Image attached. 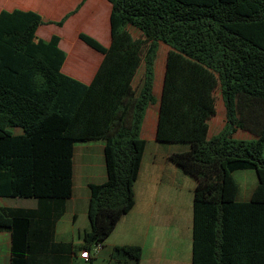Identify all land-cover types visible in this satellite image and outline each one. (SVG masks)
Returning <instances> with one entry per match:
<instances>
[{"label":"trees","instance_id":"16d2710c","mask_svg":"<svg viewBox=\"0 0 264 264\" xmlns=\"http://www.w3.org/2000/svg\"><path fill=\"white\" fill-rule=\"evenodd\" d=\"M107 1L109 46L77 36L102 55L88 84L61 72L58 36L35 41L43 24L37 13L0 11V199L36 201L35 208L0 206L9 264H58L60 254L90 253L131 210L158 42L169 50L155 139L188 146L168 160L196 182L191 264H264V0ZM79 6L54 24L62 26ZM217 87L225 121L207 138ZM236 130L254 139H234ZM91 141L103 142L106 180L89 185V229L79 242H56L55 224L71 196L73 147ZM239 170L257 177L247 203L235 202L232 173ZM112 255L138 264L141 248L115 247Z\"/></svg>","mask_w":264,"mask_h":264},{"label":"crops","instance_id":"0c3cea01","mask_svg":"<svg viewBox=\"0 0 264 264\" xmlns=\"http://www.w3.org/2000/svg\"><path fill=\"white\" fill-rule=\"evenodd\" d=\"M78 5V10L62 26L54 24ZM14 9L37 13L43 24L35 32V41H48L52 36H58V47L65 53L61 72L84 84L90 82L102 55L82 45L89 50L88 56L82 57L75 51L69 38H75L80 43L77 35L84 33L103 47H108L111 6L107 0H0V11ZM128 31L133 38L140 37V31L136 28L129 26ZM168 50L167 45L158 42L152 88L153 98L157 96L158 100L155 110L152 104L146 108L140 127L139 136L145 146L133 185L134 203L131 210L118 220L99 249L89 253L88 259L80 258L81 251H77L68 256L58 255L61 258L58 264H134L131 260L112 255L113 249L120 246H139L141 256L138 264H191L192 199L196 182L168 160L170 154L184 152L188 146L162 144L155 139ZM160 67L162 75L159 74L158 77L156 71ZM142 73L143 65L138 68L132 81V87L136 90L139 89ZM222 113L225 115V111L221 110L219 117L213 120L211 126L208 125L207 138L218 134L222 129ZM232 137L240 140L254 139L251 134L241 130H236ZM103 146L101 141H91L75 144L73 147L71 196L65 202L64 212L55 224L56 242L77 244L80 235L89 229V185L102 184L106 180ZM232 177L237 184L235 202H249L257 185L255 172L239 170L233 172ZM0 206L35 208L36 201L0 199ZM10 244V234L0 232V264H9Z\"/></svg>","mask_w":264,"mask_h":264},{"label":"rangeland","instance_id":"374dc122","mask_svg":"<svg viewBox=\"0 0 264 264\" xmlns=\"http://www.w3.org/2000/svg\"><path fill=\"white\" fill-rule=\"evenodd\" d=\"M78 36V35H77ZM78 40V39H77ZM79 41V40H78ZM81 45H84L85 47H87L84 43H82L81 41H79ZM88 48V47H87ZM90 49V48H89ZM160 50V49H159ZM159 74H161V67L159 70L156 71V76L159 77ZM79 81V80H78ZM81 82V81H80ZM154 103L152 104V107L153 109L155 110L156 109V102L158 100L157 96H154ZM214 100H215V115L212 116L209 120H208V125L212 124L213 120H215V118L219 117V114L221 112V110H223L224 112V106H223V103H222V100H221V96H220V91H219V88L217 87L216 90L214 91ZM223 114V113H222ZM225 121V115L223 114V123ZM223 125V124H222ZM15 132H20L19 129H17ZM263 157H264V151H263ZM237 177V176H236ZM93 249H91V253H93Z\"/></svg>","mask_w":264,"mask_h":264},{"label":"built area","instance_id":"2783aa9c","mask_svg":"<svg viewBox=\"0 0 264 264\" xmlns=\"http://www.w3.org/2000/svg\"><path fill=\"white\" fill-rule=\"evenodd\" d=\"M99 249V246H96L93 250L96 252ZM79 257L82 259H88L89 258V253L87 251H82L79 253Z\"/></svg>","mask_w":264,"mask_h":264}]
</instances>
